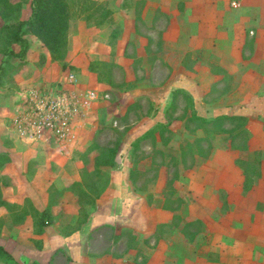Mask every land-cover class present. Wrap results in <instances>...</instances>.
I'll use <instances>...</instances> for the list:
<instances>
[{"label":"rangeland","instance_id":"1","mask_svg":"<svg viewBox=\"0 0 264 264\" xmlns=\"http://www.w3.org/2000/svg\"><path fill=\"white\" fill-rule=\"evenodd\" d=\"M69 1L75 13L73 16H76L75 0ZM92 1L95 4L93 12L98 15L95 21L105 12L107 20L115 18L111 17V14H115L119 20L134 21L132 25L126 23L125 32L122 28V33L119 34L120 44H126L128 53L126 56L133 53V49L127 43L128 28L131 29L132 26L136 31L139 30L140 33L138 31L137 33L143 37L150 34L148 38L154 43L153 46L150 45L151 55L146 57V62L140 61V64L135 61L132 63V60L126 57L131 64L120 67L114 65L107 76L104 72L110 67L103 68L99 64L92 66L96 72H91L96 76V87L93 88L97 94L100 92L109 95V99H100L92 110L105 111L106 121L103 126H97L95 122L98 116H94L92 123L91 110L84 125L77 132L75 145L63 154L48 147L19 140L8 130L9 119L21 100L22 91L30 85L52 81L51 79L59 73L60 63L41 66L38 61V54L41 53L39 45H33L22 67H18L20 62L16 58H12V67L5 77L0 79V156L3 159L0 160L1 197L3 198L1 183L5 185L7 179L12 181L16 196L13 198L19 202L24 196L41 194L44 188L51 187L63 194L71 184L80 185L85 190L89 184H93L92 188L95 190L92 191V197L93 200L97 199L99 206L93 210L85 207L92 219V224L87 227L90 230L89 258L93 264H145L144 250L155 248L156 242L144 239L146 235L143 234L149 232L148 226L151 222L147 221L145 224L142 220L147 218L154 222H165L157 230L163 234L180 232L178 228L181 225L177 219L192 216L191 194L186 192L191 188L192 181L198 180L201 174L204 177L202 176L200 180L204 182L210 180L209 171L224 166L233 159L232 156H237L240 147L249 140L251 134L249 131L251 129L253 131L259 124H264V112L257 111L258 108L264 107V97L260 92L263 82H257L252 78L264 72V64H258L259 60L264 61L261 59L263 55L257 54V51L264 54L263 51L257 50V47L263 44L255 40V34L250 35L247 31L249 40H246V48L242 50L241 56L242 60L248 63V96L245 98L246 103L242 101L245 109H242L241 114H235L237 111L234 108L241 102L235 98V102L231 103L232 97L227 91L225 95L223 94L222 88L229 83L227 76L221 75L217 81L209 78L211 73L221 74L217 69L218 65H215L217 58L208 57L205 51V55L201 56L205 63L201 64L199 58L197 62H200V65H189L191 71L183 69L179 62L185 51L197 55L198 52L202 53V49H198L199 44L205 45V42H195V39L189 37L192 35L193 13H201L208 3L215 11H219L223 4L228 7L232 1L239 0ZM147 3L151 4L149 9L152 11L153 20L148 24L141 18ZM24 10L22 18L25 19L29 13L28 5H25ZM94 29L96 28L91 25L86 32L89 37L90 58L85 60L80 49H76L77 61L73 62L74 65H69L71 64L69 62L66 64L71 70L84 74L85 62L94 59L97 60L92 62H97L99 58L106 59L109 56L111 50L105 48L106 43L110 41L109 30L98 32ZM169 29H174L171 34ZM178 29L184 36L182 48L170 49L168 41L163 46L166 39L162 34L167 39H172ZM257 43L259 45L255 46ZM75 44L73 41V46ZM3 47L4 45L0 44V49ZM190 58L189 56L185 58L188 64L192 60ZM1 59L0 55V62ZM74 59L70 57V60ZM80 59L82 63H79ZM207 61L210 62L208 65ZM98 74L103 82L98 79ZM193 77L199 78V90L195 86L192 87ZM108 78L112 80L111 86L106 82ZM83 82L90 86L95 84L90 75L84 77ZM187 90H192L194 94L189 95L191 93ZM176 92L180 94L173 98ZM192 110L205 120L237 116L245 121L224 122L219 131L213 127L201 129L190 121ZM114 119L117 120L116 127L112 126ZM135 143L138 145L137 148L134 147ZM248 156L250 160L254 154L249 153ZM111 162L112 167L109 166ZM95 172L99 175L95 176ZM117 172L124 174L119 180V184L123 181V185L112 182L116 180L113 175ZM54 195L59 198L58 195ZM65 196L67 204L73 206L76 198L73 193H67ZM220 196L222 199V195ZM118 201L119 205H112ZM24 205H27L26 202ZM74 209L76 210V207L73 208V212ZM206 211L207 209L203 210L209 214ZM0 212L3 211L0 209ZM133 220L136 229L129 228ZM184 228L189 233L203 231L201 222ZM6 232L10 233L9 230ZM138 243L144 244V247H135L134 245Z\"/></svg>","mask_w":264,"mask_h":264},{"label":"crops","instance_id":"2","mask_svg":"<svg viewBox=\"0 0 264 264\" xmlns=\"http://www.w3.org/2000/svg\"><path fill=\"white\" fill-rule=\"evenodd\" d=\"M30 1L27 0V3L23 4L20 20L28 19L30 15ZM85 1L89 3L93 2L92 0H75L74 7L76 10L74 12H76V16H73L75 13H73V6L70 3L72 19L70 21L65 64L69 62L71 63L69 65H74L77 61L75 55L77 54L76 49L78 48L85 57V60L86 58H90L89 37L86 32H88L87 29L91 25L98 32L108 29L110 33L108 37L110 41L108 43L106 41L104 42L106 43L105 48L111 50L109 56H106V59L99 58L98 61H111L119 67L131 64L126 57L130 58L132 63L135 61V63L140 64L142 60L146 62V57L151 55L150 45L153 46L154 44L152 39L148 38L150 34H148V37H143L141 34H138L140 33L139 30H137V33L134 26L131 29L128 28L129 35L127 37V43L133 49V53L130 56H126L128 54L126 53V44H120L119 34L122 33V28L124 29L126 25H132L134 21L126 22L124 19L119 20L115 14H111V17L113 16L115 18L112 20L108 19L110 20L109 22L108 20H104L96 24L95 22L100 21L99 19L95 21L96 13L87 21V18H90V14L80 8L81 3ZM226 1L224 0V2ZM233 3L237 4V7H232ZM25 5H28L29 13L24 19L22 16L25 11ZM150 5V3H147L144 12L141 14L142 20L147 24L153 21L152 11L149 9ZM148 11L149 13L147 14L146 12ZM185 17L188 18V16ZM191 17L193 27L191 28L192 35H189V37L193 40L195 39V42L203 41L205 45L204 43L202 45L199 44L200 47L198 49H202V53L198 52L197 55L193 52L185 51L179 64L183 69L191 71L189 65H200V62L197 61H199V58L201 59V56L205 55V51L208 57L214 56L217 58L215 59L217 63L215 65H218L217 69H219L221 74L211 73L209 74V78L210 80L217 81V78H220L221 75L227 76L229 83L224 85L225 90L222 88L224 91L223 94L225 95V91H227L229 96L232 97L231 103L235 102V98L239 100V103L241 102L237 108H234L237 111L235 114H241L242 109H245L243 103H246L245 98L248 96V63L242 60L241 52L246 48V40H249L246 34L248 31L250 35L255 34V40L263 44L259 47V43H257L255 46H258L257 50L263 51L264 53V0L232 1L228 7L223 4L222 9L219 11H215L211 7V4L208 3L204 6V11L199 14L193 13ZM0 23L1 26L4 22L0 20ZM173 30L171 29L169 33L171 34ZM76 31H78V34H76ZM162 37L166 39L163 46L166 45L167 41L169 42L168 47L170 49H180L183 46L182 39H184V36L179 29L176 30L172 39H167L163 34ZM26 40L29 45L26 54L27 57L33 45H39L41 47V53L38 54V58L41 54L46 56L44 65H48L49 63L59 65L58 62H52L50 60L46 49L34 37L27 36ZM73 41L74 44L77 42L74 46ZM15 48L18 47L12 46L14 53H17L19 49L15 50ZM194 49H196L195 46ZM146 51H148L147 56L145 54ZM257 54L263 55L261 59H264V54L258 53V51ZM188 56L192 58L190 64H188V61H185V58ZM70 57L75 58V61L70 60ZM228 57L232 58L228 59ZM25 58L23 60L16 58V60L26 63L27 60ZM96 60L94 59L92 61ZM80 61L81 59L79 63H82ZM92 61L85 62L86 71L84 74L76 72L75 70L76 73L74 71L72 72L76 74L80 88H89L95 91L93 87H96V76L88 68ZM10 63L13 65L11 61ZM204 63L205 60L201 59V64ZM206 63L208 65L210 62L207 61ZM258 64L262 65L264 61L259 60ZM68 68L66 69L69 70ZM58 69L59 73L51 79L52 81L49 80L50 82H41L38 84L57 82L64 71L62 68ZM200 74L201 71L199 70L198 75ZM89 75L91 79H94L95 84L93 86L83 82L84 77H88ZM252 78L257 82L264 83V72ZM198 80L199 78L196 79L193 77L192 87L195 86L199 90L200 85L198 84ZM263 83L261 84L260 92L264 97ZM187 92L191 93L189 95L194 94L192 90H187ZM98 93L102 94L100 92ZM92 108L88 111L87 116ZM100 111L96 109L95 112L92 110L91 113L92 123H94V116H98L97 122H95L97 126H103L106 121L105 111L103 112L102 109ZM257 111L263 113L264 107L258 108ZM90 125L93 126V124ZM116 125L117 120L114 119L112 126L116 127ZM78 130L79 128L77 132ZM249 132L251 134L247 141L248 147L246 152L240 150L239 154L232 156L233 159L228 161L227 164L215 168L213 171H209L210 180L206 182L200 180L203 176L201 174L198 176V180L192 181L191 188L186 190V192H190L191 194L192 216L190 218H181L182 220L177 219L181 225L178 228L180 232L163 234L157 232V230L165 222H154L147 218L142 220L145 224L147 221L151 222L148 226V235L146 233L143 234L146 235L144 239L156 242L155 248H146L144 250V258H146L145 264H264V124H259L257 128L253 131L251 129ZM249 153L257 154L258 164L256 165L255 172L249 174V182L248 184L246 183L248 189L245 190V172L242 162L248 161ZM7 157L9 158V156ZM82 175L83 173L81 177ZM123 175L117 172V174L113 175L116 177V180L114 179L112 182L119 184V180H121ZM127 175L129 177V174ZM113 176L111 175L112 179ZM121 183L123 185V181ZM5 186L12 191H5L7 189ZM1 190L3 191V198L1 197L0 191L1 200L14 206V209L8 210L5 207H0L3 211L0 212V221L2 223L0 247L10 257L8 261L0 259V264H93L89 258L88 231L90 230L87 228L92 224V219H90L91 214L85 207L87 206L91 210L96 206L98 207L97 199L93 200L94 205H91L92 203L79 202V198L72 190V184L69 185L67 192L63 194H61V191H54L53 188L49 187L44 188L41 194L36 196H24L21 202L13 198L16 196L14 195V185L10 179H7L5 185L1 183ZM70 192L76 197L73 206L70 203L67 204L66 201L65 195ZM52 193L58 195L59 198L54 194L52 195ZM220 195H222V199ZM24 202L27 205H24ZM119 204L118 201L112 205ZM75 207L76 210L74 209L75 212H73V208ZM204 209H207L206 212H209V214L204 213ZM45 211L49 212L52 222H49L48 225L40 226L42 223H40L39 218L41 213ZM74 214H76V217H74ZM84 215H87L85 219ZM200 222L203 225V231L190 233L185 231L184 226H191L194 223L199 224ZM129 226V228L136 229L135 220L131 221ZM38 229L41 230L40 233H37ZM6 230H9L10 233L8 234ZM145 240L142 241L144 242ZM134 246L144 247V244L138 243Z\"/></svg>","mask_w":264,"mask_h":264},{"label":"trees","instance_id":"3","mask_svg":"<svg viewBox=\"0 0 264 264\" xmlns=\"http://www.w3.org/2000/svg\"><path fill=\"white\" fill-rule=\"evenodd\" d=\"M79 2V1H78ZM27 0H0V20L4 23L0 26V44L4 45L3 48L0 49V55L2 56L0 62V79L5 77L11 66V59L18 58L23 60L27 54L29 49L28 41L26 40L27 36L34 37L40 44L46 49L48 56L52 62H58L61 64L62 69H66L68 66L65 64V58L67 54V43L70 33V21L72 19V13L70 8L69 0H31L30 1V15L27 20H20V13L23 4H26ZM76 3V2H75ZM92 4V5H91ZM91 5V6H90ZM94 3H89L85 1L81 3L80 8L86 13L90 14V18H87V21L90 20L95 13L91 12L94 8ZM96 9V8H95ZM110 15V14H109ZM107 13L105 12L103 16L99 17L100 21L107 20ZM12 46L18 47V52L14 53L12 50ZM46 60V56L41 54L39 55L38 61L41 66L44 65ZM25 62H20L18 67H22ZM99 64L103 68H108L104 74L107 76L111 68L114 67V63L109 62H92L89 65V71L95 72L92 68L93 65ZM116 66V65H115ZM71 70V68H68ZM73 69V68H72ZM74 71V70H71ZM96 73V72H95ZM99 76V80L101 82L102 79ZM107 84L111 86L112 80L110 78L107 79ZM180 92H176L173 94V98H176ZM192 103L191 99L189 98ZM173 101L171 102L172 105ZM170 105V106H171ZM238 120L245 121L242 117L237 116H225L219 117L213 120H205L201 117L197 116L196 111H191L190 121L194 122L198 128L207 129L208 127H213L214 130L219 131L224 122H234ZM145 137H143L144 139ZM247 139V137H246ZM232 141V140H231ZM247 141L245 144L240 147V150L247 151ZM134 147L137 148V143L134 144ZM104 155V154H102ZM6 157V156H5ZM0 160L2 156H0ZM257 154L254 153V156L246 161L242 162L243 169L245 172V190L248 189L249 182V174H253L256 170ZM113 163H109V166L112 167ZM99 175L98 172H95V176ZM87 190H85L80 185H72V190L75 195L79 198L81 203H92L93 197L91 196V192L94 188L93 184H89ZM0 207H5L8 210H13L14 206L9 205L7 202L1 200L0 198ZM85 214V213H84ZM49 212L45 211L41 213L39 221L40 226L48 225L49 222H52V218L49 216ZM87 216V215H86ZM84 215V219L86 218ZM82 222V220H81ZM80 222V223H81ZM2 223L0 221V232H1ZM41 230L38 229L37 233H40ZM0 259L4 261H8L10 259L9 255H7L4 250L0 247Z\"/></svg>","mask_w":264,"mask_h":264},{"label":"built area","instance_id":"4","mask_svg":"<svg viewBox=\"0 0 264 264\" xmlns=\"http://www.w3.org/2000/svg\"><path fill=\"white\" fill-rule=\"evenodd\" d=\"M100 99L107 100L109 95L80 88L76 74L67 70L55 83L33 84L22 91L8 130L19 140L63 154L75 145L77 129Z\"/></svg>","mask_w":264,"mask_h":264}]
</instances>
